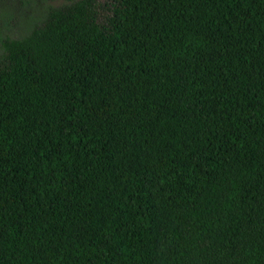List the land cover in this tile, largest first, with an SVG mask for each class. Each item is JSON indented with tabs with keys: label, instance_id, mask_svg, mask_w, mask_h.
I'll list each match as a JSON object with an SVG mask.
<instances>
[{
	"label": "trees",
	"instance_id": "16d2710c",
	"mask_svg": "<svg viewBox=\"0 0 264 264\" xmlns=\"http://www.w3.org/2000/svg\"><path fill=\"white\" fill-rule=\"evenodd\" d=\"M0 46V264H264V0H66Z\"/></svg>",
	"mask_w": 264,
	"mask_h": 264
},
{
	"label": "rangeland",
	"instance_id": "374dc122",
	"mask_svg": "<svg viewBox=\"0 0 264 264\" xmlns=\"http://www.w3.org/2000/svg\"><path fill=\"white\" fill-rule=\"evenodd\" d=\"M64 1L66 0H0V43L5 35L19 36L26 33L49 6H56Z\"/></svg>",
	"mask_w": 264,
	"mask_h": 264
}]
</instances>
